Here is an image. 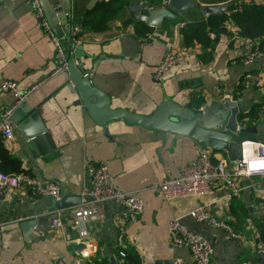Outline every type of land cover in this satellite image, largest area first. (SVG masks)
<instances>
[{
    "label": "crops",
    "instance_id": "crops-1",
    "mask_svg": "<svg viewBox=\"0 0 264 264\" xmlns=\"http://www.w3.org/2000/svg\"><path fill=\"white\" fill-rule=\"evenodd\" d=\"M106 1L86 0V7L68 27L81 25L80 41L72 49L76 64L83 65L93 84L111 98L112 110L152 115L168 98L196 110L212 99L231 98L239 105L240 123H264V83L259 88L243 83L248 72L264 75V58L250 66L233 63L244 48L231 39L230 10L207 16L202 11L207 5L252 0H193V8L174 19L165 18L159 27L132 19L127 11L131 0L123 10L122 0L104 8ZM167 1L162 0L163 5ZM50 2L57 8L60 5V0ZM69 19L66 14L61 18L65 23ZM170 46L178 50L186 46L187 51L160 83L155 70ZM56 69V47L35 14L32 0H0L1 73L16 81L21 91L31 90L18 99L12 91L2 90L0 81V118L26 100L52 141L48 152L33 159L16 128L13 140L0 134V150L8 152L0 171L26 172L56 182L60 188L64 185L67 200L75 203L57 208L54 198L32 195L26 188L1 191L0 264H173L178 258L192 264L189 248L172 242L169 223L174 217L184 218L190 230L213 243L215 264H264L259 252L264 244V175L238 178L242 191L231 200L230 189L222 182L204 194L166 198L160 184L179 176L202 149L213 152L215 163L227 161L226 152L203 147L189 135L171 133L164 138L160 130L125 118L99 123L83 103L78 104L80 94L72 89L69 71ZM101 162L108 164L120 189L143 199L144 210L133 220L127 207L105 203L104 217L87 224L90 242L81 246L75 241L78 233L72 229V213L92 188L88 165ZM201 205H209L218 217L229 221L236 236L190 217L189 212ZM56 216L62 226H52ZM32 219L37 225L24 228Z\"/></svg>",
    "mask_w": 264,
    "mask_h": 264
},
{
    "label": "built area",
    "instance_id": "built-area-1",
    "mask_svg": "<svg viewBox=\"0 0 264 264\" xmlns=\"http://www.w3.org/2000/svg\"><path fill=\"white\" fill-rule=\"evenodd\" d=\"M259 0L256 3H263ZM35 14L39 17L42 27L49 34L56 47V72L68 71L69 60L74 50L69 52L62 41L53 31L49 22L45 18L44 8L40 0H32ZM82 27L75 24L71 27V41L75 44L80 41ZM232 41L243 45L244 54L233 63H241L246 66L253 65L258 59L264 58V50L261 47L258 38L248 37L240 34V30L235 25L231 28ZM187 51L186 46L179 50L170 46L155 70V79L162 83L168 72L174 68L183 52ZM1 89L12 91L18 99L28 96L31 90L21 91L16 81L7 80L0 70ZM244 85L246 87H262L264 75H255L246 73L244 76ZM12 109H7L0 118V134L7 140H13L16 137L15 128L11 122L10 116ZM262 116H264V105L261 106ZM213 152L202 149L197 158L186 164L180 175L169 178L160 184V189L166 198L204 194L209 192L214 183L222 182L230 189L228 199L231 200L240 195L242 187L238 185L237 179L240 177H249L264 175V142H244L243 155L239 160H221L217 163L213 161ZM88 173L93 180L92 188L86 194V200L72 213V229L78 233L75 241L87 245L90 242V231L87 224L90 222L100 221L104 217L103 206L107 202H116L128 208L131 218L136 220L144 210V201L135 193L127 192L120 189L116 184L115 177L110 173L109 166L105 162L98 164L90 163ZM5 188H26L32 195L49 196L57 201L61 199V188L56 182L44 180L39 176H32L26 172L7 173L0 171V192ZM189 216L199 222H207L216 228L226 230L232 237L236 233L230 222L220 218L209 205L200 207L189 212ZM63 222L59 216L52 219V226H62ZM172 242L176 245L186 246L189 248L192 256V264H215L213 260L214 246L213 243L203 235L196 233L188 228L184 218L174 217L169 223ZM69 240L74 239L67 234ZM259 237L260 234L257 233ZM1 238L2 227L0 224V257H1ZM94 248V247H93ZM259 252L264 256V244ZM125 256V253H122ZM58 264H64L59 261ZM173 264H188L182 259L174 260ZM249 264V263H246Z\"/></svg>",
    "mask_w": 264,
    "mask_h": 264
},
{
    "label": "water",
    "instance_id": "water-1",
    "mask_svg": "<svg viewBox=\"0 0 264 264\" xmlns=\"http://www.w3.org/2000/svg\"><path fill=\"white\" fill-rule=\"evenodd\" d=\"M40 1L46 20L56 35L62 38L67 50L71 52L73 48H76V44L73 43L71 46V28L68 26L74 24L72 19L76 18L77 14L86 7L84 5L86 0H60L58 8L50 0ZM194 6L193 0H168L165 5L151 9L147 2L131 0L127 11L132 19L142 20L151 26L159 27L165 18L174 19ZM229 7V4L207 5L202 7V11L207 16L226 11ZM65 14L70 17L67 23L61 20ZM68 71L72 78V89L80 94L78 104L83 103L99 123L105 124L112 119L125 118L129 122L160 130L164 138L171 133L176 136L189 135L203 147L225 151L232 161L242 158L244 142H264V123L254 125L240 123L238 120L239 105L231 98L212 99L199 110L189 106L183 107L168 98L152 115H141L127 109L112 110L110 108L111 98L93 84L89 71L83 65L76 64V57L73 54L69 60ZM10 119L33 159L50 150L49 143L52 144L50 134L40 121L38 113L31 111L26 100L21 101L15 107ZM76 197L78 202L81 201L80 195ZM61 199L55 203V207L68 208L75 204L67 200L68 191L64 185L61 186ZM37 223L36 219H32L26 221L23 227L32 229ZM156 264L172 263L156 261Z\"/></svg>",
    "mask_w": 264,
    "mask_h": 264
},
{
    "label": "trees",
    "instance_id": "trees-1",
    "mask_svg": "<svg viewBox=\"0 0 264 264\" xmlns=\"http://www.w3.org/2000/svg\"><path fill=\"white\" fill-rule=\"evenodd\" d=\"M150 6H162V0H147ZM115 0H109L102 3L104 8L109 7ZM128 0H122V10L126 6ZM239 2V1H238ZM235 4V3H234ZM234 4L231 3L229 10L233 9ZM241 9L234 11L231 18L234 23L240 28V33L253 38H258L262 49L264 50V2L256 3V1L242 2ZM85 22V18H84ZM213 23V22H211ZM0 165L3 163V157H8V152L3 147L0 150ZM0 166V170H1ZM3 170V169H2Z\"/></svg>",
    "mask_w": 264,
    "mask_h": 264
},
{
    "label": "rangeland",
    "instance_id": "rangeland-1",
    "mask_svg": "<svg viewBox=\"0 0 264 264\" xmlns=\"http://www.w3.org/2000/svg\"><path fill=\"white\" fill-rule=\"evenodd\" d=\"M252 1H254V0H252ZM255 1L258 2L259 0H255ZM232 3H233V4L235 3V4H234L233 9H232V10L230 9V19H231L230 22L232 23V25H235L236 27H238V26L234 23V21L232 20V18H231V14H232V12H234V11H238V10L241 9V6H242L241 3H242V2H241V1H240V2H237V1L235 2V1H233ZM229 4H230V3H229ZM216 5H218V4H216ZM230 5H231V4H230ZM229 8H230V7H229ZM238 28H239V27H238ZM239 30H240V28H239ZM240 34H241V33H240ZM242 35H243V34H242ZM244 36H246V35H244ZM248 37H249V36H248ZM231 39H232V36H231Z\"/></svg>",
    "mask_w": 264,
    "mask_h": 264
}]
</instances>
